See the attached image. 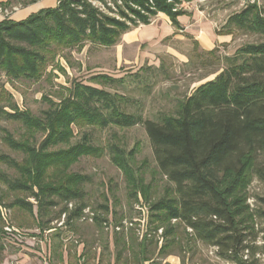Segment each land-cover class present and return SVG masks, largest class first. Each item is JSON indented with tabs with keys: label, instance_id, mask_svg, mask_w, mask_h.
<instances>
[{
	"label": "trees",
	"instance_id": "16d2710c",
	"mask_svg": "<svg viewBox=\"0 0 264 264\" xmlns=\"http://www.w3.org/2000/svg\"><path fill=\"white\" fill-rule=\"evenodd\" d=\"M191 1L59 0L55 7L24 20L5 18L0 21V71L13 80H35L58 54L78 51L87 43L111 48L125 33L149 25L158 14L179 28L178 18L185 15L180 6ZM235 32L264 37V17L256 5L231 14L217 36L233 38ZM224 61L214 79L178 104L175 116L157 122L123 112L117 94L76 82L43 118L12 106L13 112L5 116L29 132L42 131L44 138L37 145L4 138L10 149L25 155L21 163L0 157L20 173V179L6 183L8 189L33 198L39 216L57 205L55 199L65 204L81 200L80 186L86 178L69 174V167L81 157H101L104 149L93 146L85 134L71 145L72 128L141 125L159 173L174 185L172 196L149 206V226L154 225L155 236L161 231L158 256L176 255L184 264L182 254L202 244L213 248L226 264H264V209L248 203L252 182L264 184V42L243 45ZM92 81L116 82L102 75ZM60 146L67 149L51 151ZM108 150L112 164L133 183L135 150L117 145ZM141 194L149 202V196ZM257 200L264 205V199ZM6 208L32 212L33 205L15 199ZM84 208L82 204L69 211L65 223L79 220ZM5 228L0 212V260ZM147 241L148 233L140 241V264L153 263L146 256Z\"/></svg>",
	"mask_w": 264,
	"mask_h": 264
},
{
	"label": "rangeland",
	"instance_id": "374dc122",
	"mask_svg": "<svg viewBox=\"0 0 264 264\" xmlns=\"http://www.w3.org/2000/svg\"><path fill=\"white\" fill-rule=\"evenodd\" d=\"M39 1L7 0L0 4L3 10L0 17L12 20L11 16L20 9ZM247 1L192 0L182 3L180 8L185 15L181 16L184 18L180 22L178 20L179 28L174 27L168 17L158 14L149 25L131 29L111 48L87 43L78 51L58 54L35 80H13L0 71V157L18 163L25 161L24 154L5 144L6 136L17 142L29 140L32 145L39 144L44 138L42 131L29 132L19 122L9 120L5 114L13 112L12 106L19 112L43 118L52 104H58L67 95L70 85L75 82L117 94L122 99L120 108L127 114L156 122L164 116H175L181 101L221 72L226 65L225 58L232 57L243 45L264 42V37L239 32H235L233 38L217 36L226 18L241 11ZM254 5L264 17V0H255ZM212 50L214 53L208 54ZM99 75L116 82L105 85L93 82L92 78ZM72 132L71 145L80 142L85 134L93 146L104 149L101 157H81L69 167V174L86 178L80 186L81 200L65 204L55 199L57 205L45 208L39 216L33 198L27 193L8 189L7 182L20 179L19 171L0 162L1 207H7L15 199L33 205L32 212L6 208L4 252L0 264H140V241L147 233L146 256L153 263L144 264H181L176 255L158 256L161 241L157 235L160 233L158 231L155 236L154 225L149 226L150 204L172 196L174 185L159 173L144 128L141 125L131 128L110 126L80 131L73 127ZM110 145L126 151L135 150L133 183L112 164ZM60 148L67 149V146L51 151ZM141 191L149 196V202L144 200ZM248 194V203L252 207L264 209L257 200L264 199V184L254 180ZM82 204L94 214L93 222L73 220L66 224L68 212ZM64 210L67 212L63 220ZM62 221L64 225L60 227ZM123 221L132 223V227L113 232L112 227ZM104 222L110 225L108 230H105ZM179 233L183 235L181 228ZM182 259L184 264H226L216 257L213 248L202 244L182 254Z\"/></svg>",
	"mask_w": 264,
	"mask_h": 264
},
{
	"label": "crops",
	"instance_id": "0c3cea01",
	"mask_svg": "<svg viewBox=\"0 0 264 264\" xmlns=\"http://www.w3.org/2000/svg\"><path fill=\"white\" fill-rule=\"evenodd\" d=\"M58 1L59 0H40L39 2H35L34 4H32L31 6H29L27 8L20 9L16 14H14V15L11 16V19L14 20V21L24 20L30 14L36 13V12H38L41 9L55 7ZM5 2H7V0H0V4L1 3H5ZM186 13H190V11H186ZM228 17L226 18V20L228 19ZM182 18H184V17H179L178 18L179 22H180V19H182ZM3 19L4 18L0 17V21H2ZM226 20L223 22L222 25L225 24ZM128 33H130V32H127L124 35H126ZM222 38H224V37H222ZM83 250L84 249H82V253H83ZM79 264H82V263H79Z\"/></svg>",
	"mask_w": 264,
	"mask_h": 264
},
{
	"label": "built area",
	"instance_id": "2783aa9c",
	"mask_svg": "<svg viewBox=\"0 0 264 264\" xmlns=\"http://www.w3.org/2000/svg\"><path fill=\"white\" fill-rule=\"evenodd\" d=\"M255 3V0H248L244 6H247V5H253ZM3 10L0 8V13L2 12ZM0 212H1V215H2V218L5 220V216H6V213L8 212L6 209L0 207ZM94 214L90 211V209L86 208V209H83L82 211V215L80 217V221H88L89 223H92L93 220H94ZM65 218V214L63 215V220ZM6 222V221H5ZM64 225V222H60L59 223V226H63ZM103 226L105 228V230H108L110 228V225H108V223L104 222L103 223ZM129 228V227H132V223H127L126 221H123L122 223H120L119 225H115L114 227H112V230L113 232H121L123 229H126V228ZM159 233H161V231H159Z\"/></svg>",
	"mask_w": 264,
	"mask_h": 264
},
{
	"label": "bare ground",
	"instance_id": "6f19581e",
	"mask_svg": "<svg viewBox=\"0 0 264 264\" xmlns=\"http://www.w3.org/2000/svg\"><path fill=\"white\" fill-rule=\"evenodd\" d=\"M16 11H17V10H16ZM204 39H205V40H208V38H207V37H204Z\"/></svg>",
	"mask_w": 264,
	"mask_h": 264
}]
</instances>
